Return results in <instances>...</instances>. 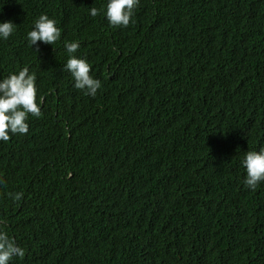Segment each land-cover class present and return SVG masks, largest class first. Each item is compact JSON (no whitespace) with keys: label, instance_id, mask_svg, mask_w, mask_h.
<instances>
[{"label":"trees","instance_id":"16d2710c","mask_svg":"<svg viewBox=\"0 0 264 264\" xmlns=\"http://www.w3.org/2000/svg\"><path fill=\"white\" fill-rule=\"evenodd\" d=\"M107 2L0 0V80L27 66L43 97L0 141L9 264H264V182L241 164L264 148V0H140L127 28ZM41 14L62 35L36 52ZM74 41L95 97L63 71Z\"/></svg>","mask_w":264,"mask_h":264},{"label":"clouds","instance_id":"9594fccd","mask_svg":"<svg viewBox=\"0 0 264 264\" xmlns=\"http://www.w3.org/2000/svg\"><path fill=\"white\" fill-rule=\"evenodd\" d=\"M140 0H108L105 15L109 24L116 28H127L134 16V10ZM102 9L91 7L89 14L92 17L100 15ZM11 21L0 23V38L7 40L15 31ZM62 30L57 27L55 19L47 14H41L35 21L34 27L27 33L29 46H36L39 51V43L54 45L60 41ZM64 48L68 54L63 71L71 74L74 87L85 95L95 97L101 88V81L91 75V65L82 58H77L75 53L80 44L77 41L65 43ZM36 74L30 72L29 67H22L18 72L10 73L0 80V141L8 142L12 135H26L29 131L28 119L31 115L35 118L42 116L41 105L43 97H39L36 86ZM246 169L244 184L255 191L264 182V148L260 151H248L241 160ZM0 186L6 187V182L0 179ZM16 202L23 198L22 192L7 193ZM3 224V221H0ZM25 251L9 237L6 231L0 230V264H9L14 257L23 258Z\"/></svg>","mask_w":264,"mask_h":264}]
</instances>
